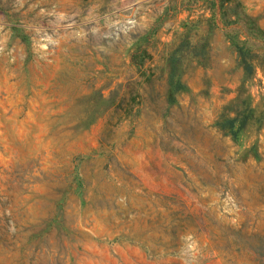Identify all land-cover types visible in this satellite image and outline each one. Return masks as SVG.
Returning <instances> with one entry per match:
<instances>
[{
	"label": "rangeland",
	"instance_id": "rangeland-1",
	"mask_svg": "<svg viewBox=\"0 0 264 264\" xmlns=\"http://www.w3.org/2000/svg\"><path fill=\"white\" fill-rule=\"evenodd\" d=\"M221 1L0 0V264H264V0Z\"/></svg>",
	"mask_w": 264,
	"mask_h": 264
},
{
	"label": "trees",
	"instance_id": "trees-1",
	"mask_svg": "<svg viewBox=\"0 0 264 264\" xmlns=\"http://www.w3.org/2000/svg\"><path fill=\"white\" fill-rule=\"evenodd\" d=\"M239 4L237 2V0H222L220 5H219V10L222 11V15L224 17L226 16H231L234 15L235 17H237L238 15H240L241 12H238V7ZM226 22L230 21L229 19L225 20ZM251 26H252V31H254L257 35L262 36L264 35V30H262L261 28H259L257 25H255L252 22H250ZM207 43L208 41H206L205 39L200 40V42H197L194 45H190L188 40L185 39V41L180 42L178 47H177V51L176 52H172L169 55V59H168V63L169 66L171 68V72H170V83L175 81V87L179 86L180 82L178 80H174L173 76L174 73L172 71H174L176 69L177 63L179 62V59L177 58V53L181 51V49L183 48L184 45H186V48L190 51V55L194 56V57H199V58H203L205 56V54L207 53ZM236 43V42H235ZM238 44V45H236ZM235 47L237 50V54H238V59H239V63L240 65L243 66V69L245 71L246 74H250L253 71V64L251 63V60H253V58L255 57V54L252 52L251 48L248 47L246 45V43H236ZM241 44V45H240ZM176 71V70H175ZM172 88L173 90L175 89ZM238 114L234 117H232L230 119V126L232 125V123L234 122L233 120H235L237 118ZM232 134H234V132H232ZM253 249L255 250V252L259 255V256H264V240H261L259 243H257L255 246H253Z\"/></svg>",
	"mask_w": 264,
	"mask_h": 264
}]
</instances>
